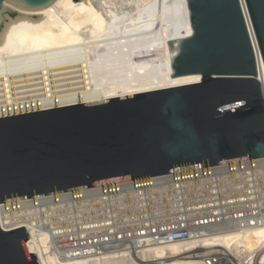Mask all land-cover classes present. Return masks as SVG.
<instances>
[{"label":"water","instance_id":"95a60500","mask_svg":"<svg viewBox=\"0 0 264 264\" xmlns=\"http://www.w3.org/2000/svg\"><path fill=\"white\" fill-rule=\"evenodd\" d=\"M53 2L0 0V40L10 20L44 14L15 7ZM186 4L172 76L200 80L1 116L0 203L264 157V0ZM28 239L0 226V264H40Z\"/></svg>","mask_w":264,"mask_h":264},{"label":"bare ground","instance_id":"6f19581e","mask_svg":"<svg viewBox=\"0 0 264 264\" xmlns=\"http://www.w3.org/2000/svg\"><path fill=\"white\" fill-rule=\"evenodd\" d=\"M56 1L39 10L6 3L24 12L44 14L39 19L16 17L4 28L0 40V117L200 80V75L172 76L178 38L192 33L186 0H61L57 5ZM259 63L264 82L260 56ZM28 228V247L42 264L200 262L181 258L131 262L109 253L91 261L60 259L47 253L48 233L36 225ZM55 230L60 234L62 227ZM217 239L226 246L254 251L264 246V228ZM194 245L172 242L150 252L155 259L165 258L169 253L188 252ZM261 258L264 263V250Z\"/></svg>","mask_w":264,"mask_h":264},{"label":"built area","instance_id":"2783aa9c","mask_svg":"<svg viewBox=\"0 0 264 264\" xmlns=\"http://www.w3.org/2000/svg\"><path fill=\"white\" fill-rule=\"evenodd\" d=\"M29 224L48 233L47 253L60 259L91 261L109 253L131 262L264 264V246L250 251L217 239L264 228V157L0 203V226H25L27 246ZM172 242L195 245L165 258L150 252Z\"/></svg>","mask_w":264,"mask_h":264},{"label":"rangeland","instance_id":"374dc122","mask_svg":"<svg viewBox=\"0 0 264 264\" xmlns=\"http://www.w3.org/2000/svg\"><path fill=\"white\" fill-rule=\"evenodd\" d=\"M172 1V0H171Z\"/></svg>","mask_w":264,"mask_h":264}]
</instances>
